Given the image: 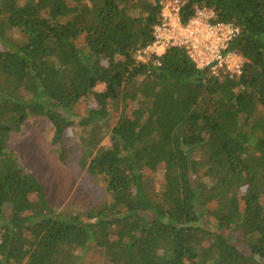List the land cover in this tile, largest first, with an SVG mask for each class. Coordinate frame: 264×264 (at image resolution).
Segmentation results:
<instances>
[{
    "label": "trees",
    "instance_id": "1",
    "mask_svg": "<svg viewBox=\"0 0 264 264\" xmlns=\"http://www.w3.org/2000/svg\"><path fill=\"white\" fill-rule=\"evenodd\" d=\"M184 1L239 28V78L139 61L160 0H0V264H264V0ZM30 117L110 202L50 205L9 147Z\"/></svg>",
    "mask_w": 264,
    "mask_h": 264
},
{
    "label": "rangeland",
    "instance_id": "2",
    "mask_svg": "<svg viewBox=\"0 0 264 264\" xmlns=\"http://www.w3.org/2000/svg\"><path fill=\"white\" fill-rule=\"evenodd\" d=\"M99 86L98 89H102ZM83 109V106H81ZM117 115L111 119L114 125ZM54 129L44 117H30L21 131L10 138L9 147L21 164L46 187L50 205L57 210L76 209L85 212L92 207L110 202L106 184L77 165L76 156L64 165L52 146ZM72 144L77 145L73 136ZM100 251H90L84 264H104Z\"/></svg>",
    "mask_w": 264,
    "mask_h": 264
},
{
    "label": "built area",
    "instance_id": "3",
    "mask_svg": "<svg viewBox=\"0 0 264 264\" xmlns=\"http://www.w3.org/2000/svg\"><path fill=\"white\" fill-rule=\"evenodd\" d=\"M162 7L159 23L154 27V40L137 54L146 62L152 55L161 56L170 47L186 50L193 63L215 78H239L247 62L231 44L240 30L233 23L217 19L208 8H195L184 20V0H160Z\"/></svg>",
    "mask_w": 264,
    "mask_h": 264
}]
</instances>
